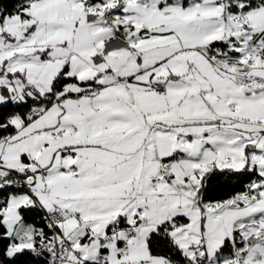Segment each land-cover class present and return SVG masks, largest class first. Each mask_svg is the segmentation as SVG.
Here are the masks:
<instances>
[{
  "label": "snow or ice",
  "instance_id": "1",
  "mask_svg": "<svg viewBox=\"0 0 264 264\" xmlns=\"http://www.w3.org/2000/svg\"><path fill=\"white\" fill-rule=\"evenodd\" d=\"M0 264H264V0H0Z\"/></svg>",
  "mask_w": 264,
  "mask_h": 264
},
{
  "label": "trees",
  "instance_id": "2",
  "mask_svg": "<svg viewBox=\"0 0 264 264\" xmlns=\"http://www.w3.org/2000/svg\"><path fill=\"white\" fill-rule=\"evenodd\" d=\"M229 191H230V190H228V191H225V192H223V193H220L219 195H221V196H226V195H228V194H229Z\"/></svg>",
  "mask_w": 264,
  "mask_h": 264
}]
</instances>
